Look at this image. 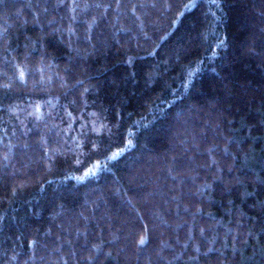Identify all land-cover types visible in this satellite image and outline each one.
<instances>
[{
  "label": "trees",
  "instance_id": "16d2710c",
  "mask_svg": "<svg viewBox=\"0 0 264 264\" xmlns=\"http://www.w3.org/2000/svg\"><path fill=\"white\" fill-rule=\"evenodd\" d=\"M0 264H264V0H0Z\"/></svg>",
  "mask_w": 264,
  "mask_h": 264
},
{
  "label": "snow or ice",
  "instance_id": "6c2138e0",
  "mask_svg": "<svg viewBox=\"0 0 264 264\" xmlns=\"http://www.w3.org/2000/svg\"><path fill=\"white\" fill-rule=\"evenodd\" d=\"M21 75H23V74H21ZM141 243H143V238L141 239V241H140Z\"/></svg>",
  "mask_w": 264,
  "mask_h": 264
}]
</instances>
